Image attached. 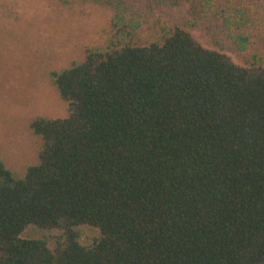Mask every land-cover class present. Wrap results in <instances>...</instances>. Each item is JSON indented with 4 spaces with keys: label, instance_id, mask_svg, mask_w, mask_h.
Returning <instances> with one entry per match:
<instances>
[{
    "label": "trees",
    "instance_id": "obj_1",
    "mask_svg": "<svg viewBox=\"0 0 264 264\" xmlns=\"http://www.w3.org/2000/svg\"><path fill=\"white\" fill-rule=\"evenodd\" d=\"M116 18L106 47L50 72L68 111L31 119L37 161L0 159V264H264V64L180 25L139 44Z\"/></svg>",
    "mask_w": 264,
    "mask_h": 264
},
{
    "label": "rangeland",
    "instance_id": "obj_2",
    "mask_svg": "<svg viewBox=\"0 0 264 264\" xmlns=\"http://www.w3.org/2000/svg\"><path fill=\"white\" fill-rule=\"evenodd\" d=\"M209 3L194 15L186 3L150 0H0V159L18 173L37 161L40 139L31 119L68 111L50 72L80 60L87 46L106 47L115 17L132 24L130 38L139 44L156 39L163 26L180 25L237 64H264V0ZM77 230L82 242L98 234L88 225ZM59 232L29 224L22 236L53 243Z\"/></svg>",
    "mask_w": 264,
    "mask_h": 264
}]
</instances>
